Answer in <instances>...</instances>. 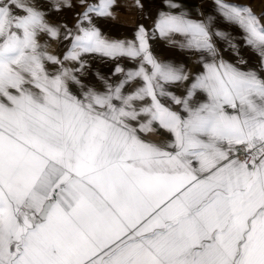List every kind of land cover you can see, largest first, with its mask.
I'll list each match as a JSON object with an SVG mask.
<instances>
[{"label":"snow or ice","instance_id":"snow-or-ice-1","mask_svg":"<svg viewBox=\"0 0 264 264\" xmlns=\"http://www.w3.org/2000/svg\"><path fill=\"white\" fill-rule=\"evenodd\" d=\"M215 3L255 68L172 0L133 39L97 26L120 0H0V264H264V13ZM76 7L73 27L49 19ZM157 36L199 69L160 60ZM86 56L136 66L97 89Z\"/></svg>","mask_w":264,"mask_h":264},{"label":"crops","instance_id":"crops-1","mask_svg":"<svg viewBox=\"0 0 264 264\" xmlns=\"http://www.w3.org/2000/svg\"><path fill=\"white\" fill-rule=\"evenodd\" d=\"M122 6L116 9L117 18L112 19H97V26L101 31L109 38L113 39H133L134 27L137 24H144L150 31L153 27V22L157 17L159 11H170L167 7L168 0H141L144 5L143 11L137 10L132 7L133 0H120ZM172 2L180 5L179 9L171 11H184L188 14L189 18L194 20L210 23V31L215 33L220 31L227 34V39H220L213 35L212 40L216 45L220 56L229 62L236 63L238 58H243L248 61L247 65H241V67L255 68L259 63L258 56L245 45L242 29L235 24H231L224 20L220 12H211L209 7V0H172ZM83 11V8L76 7L73 9H65L59 13H52L49 19L52 22L66 23L69 27H73L76 23V13ZM211 18V20H209ZM43 37L41 41L43 42ZM176 40H181L178 34L174 37ZM237 45L239 55L237 56L231 48L228 47V41ZM66 43V42H65ZM152 47L153 53L162 61L171 62L174 64H183L188 70L197 71L199 66L196 61L199 59V54L194 51L181 50L178 47H173L168 44L165 39L157 36L155 39L149 41ZM52 47L49 51H59L62 55L65 50L64 45L57 48L55 42H51ZM89 68L86 75L83 77L84 83L87 85L95 86L97 89H101L102 85L97 79L96 73H100L105 77H110L113 81L119 79V77H113L112 71L119 63L125 69L134 68L136 65L127 59H120L119 61H112L102 58L100 56H86ZM51 69V65H48ZM264 75V73H261ZM173 91L179 93V89L173 88ZM146 139H156V137H145Z\"/></svg>","mask_w":264,"mask_h":264},{"label":"rangeland","instance_id":"rangeland-1","mask_svg":"<svg viewBox=\"0 0 264 264\" xmlns=\"http://www.w3.org/2000/svg\"><path fill=\"white\" fill-rule=\"evenodd\" d=\"M224 3L248 6L257 16L264 13V0H224ZM209 7L211 12H220L215 0H209Z\"/></svg>","mask_w":264,"mask_h":264}]
</instances>
